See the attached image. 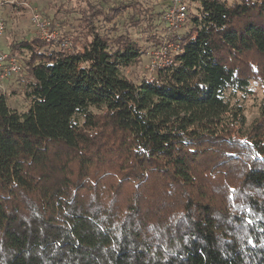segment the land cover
<instances>
[{
  "label": "trees",
  "instance_id": "16d2710c",
  "mask_svg": "<svg viewBox=\"0 0 264 264\" xmlns=\"http://www.w3.org/2000/svg\"><path fill=\"white\" fill-rule=\"evenodd\" d=\"M191 1L182 52L139 84L138 44L94 18L75 50L12 49L30 106L0 94V264H264V107L244 132L230 102L264 88V0Z\"/></svg>",
  "mask_w": 264,
  "mask_h": 264
},
{
  "label": "rangeland",
  "instance_id": "374dc122",
  "mask_svg": "<svg viewBox=\"0 0 264 264\" xmlns=\"http://www.w3.org/2000/svg\"><path fill=\"white\" fill-rule=\"evenodd\" d=\"M119 5L132 7L107 23L105 15L108 16L109 10ZM187 5V20L180 28L178 36H184L190 30L191 17L197 14L195 3L190 1ZM167 6L168 0H0V24L3 25L0 34V53L9 54L23 67L28 57L27 52L11 51L21 42L39 38L30 20L35 11L52 23L51 31L58 37L55 43L47 44L61 45L70 51L75 50L77 40L83 41L87 32L86 25L94 18L93 25L101 34H109L111 37L125 35L138 44L142 52L140 63L123 70L122 73L135 84H139L143 80L155 77L145 54L153 47L155 40L163 36L162 16ZM96 13L100 15L97 18ZM6 67L5 65L1 67L0 73H3ZM25 82L26 76L22 70L20 74L0 84V94L6 96L9 108L19 113L27 111L30 106L24 96ZM230 102L231 105L244 108L246 119L244 132H248L259 118L260 109L264 107V88L260 84L252 83L246 94H237L231 97Z\"/></svg>",
  "mask_w": 264,
  "mask_h": 264
},
{
  "label": "built area",
  "instance_id": "2783aa9c",
  "mask_svg": "<svg viewBox=\"0 0 264 264\" xmlns=\"http://www.w3.org/2000/svg\"><path fill=\"white\" fill-rule=\"evenodd\" d=\"M190 1L191 0H168L167 9L162 16L164 23L162 38L164 41L162 45L158 47L149 48L145 54L152 71L155 72L157 69L171 66L174 63V58L182 52L181 45L178 42L170 41V37L178 35L180 28L187 20V4ZM30 20L31 26L36 30L40 40L46 43H55V41L58 40L56 33L51 31L52 23L43 19L38 12H33ZM2 31L3 25L0 24V34H2ZM64 46H66V44H64ZM4 65L7 67L4 69L3 73H0V84L21 72V67L17 60H14L7 53H0V68Z\"/></svg>",
  "mask_w": 264,
  "mask_h": 264
}]
</instances>
